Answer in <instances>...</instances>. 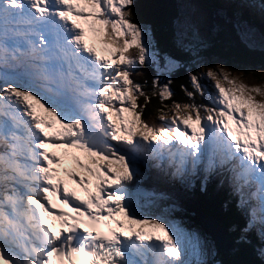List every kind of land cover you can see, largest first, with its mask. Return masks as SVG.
Listing matches in <instances>:
<instances>
[{
	"label": "snow or ice",
	"instance_id": "obj_1",
	"mask_svg": "<svg viewBox=\"0 0 264 264\" xmlns=\"http://www.w3.org/2000/svg\"><path fill=\"white\" fill-rule=\"evenodd\" d=\"M136 8L0 0V264H246L159 208L168 197L147 183L152 172L201 191L212 179L226 185L242 218L234 243L264 264V87L194 64L179 84L188 102L174 100L183 65L161 55ZM240 34L255 47L253 30ZM141 68L155 75L134 79Z\"/></svg>",
	"mask_w": 264,
	"mask_h": 264
},
{
	"label": "trees",
	"instance_id": "obj_2",
	"mask_svg": "<svg viewBox=\"0 0 264 264\" xmlns=\"http://www.w3.org/2000/svg\"><path fill=\"white\" fill-rule=\"evenodd\" d=\"M206 1L210 4L209 8L212 12L213 25H218L220 31L217 32V35L210 37L209 44L203 43L200 48L199 46H195L199 55H191L178 44V38H181L180 34L182 32L181 16L178 14L179 0H137V18L141 23L151 27L156 48L160 51L161 55H172L183 65V68L174 72L171 77L175 81L173 88L177 93L173 99L181 103L187 102L184 93L179 89L180 83H188V72H186L184 67L191 68V65L197 62L204 63L209 62L214 57H222L227 59L228 65H232L235 62L237 64L236 69H245L247 66L254 69H264V49L247 46L235 33V27L241 28L244 25L243 23H247V25L254 27L259 32L256 33L258 35L261 34L262 38H264V28L254 23L247 13L240 15L236 9L225 12L219 2L215 0ZM176 33L178 38H176ZM258 35L255 34L254 38L260 42ZM144 70L145 73L140 76L139 81L141 82L145 76L151 78L155 75L152 69L145 68ZM189 90H191V85H189ZM140 102H143L142 99ZM166 103L170 104L171 102L168 101ZM158 106L159 102L154 98L146 109L145 118L148 120L156 118L157 114L153 112V109ZM158 191L168 196L167 200L169 201L167 203L171 206L176 201L181 203V211L194 213L197 220L189 214H187V218L190 217L198 225L204 223L206 219H213L219 225L228 229L232 224L242 222L238 214L233 215L226 207L225 196L218 192L217 182L214 179L211 180V188L206 191L207 194L198 188L193 191H186L184 189L179 190V192L161 189ZM182 216L186 217L184 214ZM249 251L245 249L233 257H223L222 259L251 264L256 259L253 258V255Z\"/></svg>",
	"mask_w": 264,
	"mask_h": 264
},
{
	"label": "rangeland",
	"instance_id": "obj_3",
	"mask_svg": "<svg viewBox=\"0 0 264 264\" xmlns=\"http://www.w3.org/2000/svg\"><path fill=\"white\" fill-rule=\"evenodd\" d=\"M220 1L224 3V5L226 6L229 5L227 0H220ZM243 6H244V9H248L250 11L252 10L253 12L254 11L259 12V10H257V6L250 5L249 2H245ZM179 7L182 13L185 16H188L187 18L188 21H185L184 19L186 18L184 17L181 18L183 19V21H180L181 31H182L180 34V37L183 38L185 42H191L193 46H199L200 48L202 47L203 44L201 45L200 38L197 37L195 33V29L198 28L200 32V37L204 38V43L209 44L210 37L212 35H217L218 34L217 32L220 31L218 25L212 24L210 20L209 9L206 6H202L198 0H180ZM258 15L260 18L262 19L264 18V12H259ZM185 26L187 27V29L185 28ZM237 30L239 31V34L242 31H244L240 27L239 28L237 27ZM176 38H178V35L176 36ZM89 42L93 44L98 49V51H102L105 55H107V53L104 51L102 43L99 40H94L90 38ZM246 44L248 45V43ZM262 45L264 44L262 43ZM198 64H201L202 66H207V67H213L215 65H222L226 68H229L232 71L233 76L239 77L249 86L264 87V69L263 68L254 69V68L247 66L245 69H236L237 64L235 62L232 65H228L227 59L222 58V57H219V58L214 57L209 62H204V63L200 62ZM202 83L205 85L208 91H214V81L205 79L202 81ZM65 166L69 168L73 167V165L70 162H67Z\"/></svg>",
	"mask_w": 264,
	"mask_h": 264
},
{
	"label": "bare ground",
	"instance_id": "obj_4",
	"mask_svg": "<svg viewBox=\"0 0 264 264\" xmlns=\"http://www.w3.org/2000/svg\"><path fill=\"white\" fill-rule=\"evenodd\" d=\"M100 52H101L102 55H105L102 51H100ZM50 150H51V149H50ZM58 154H59V153H58ZM64 178H65L66 180H68L67 177H64ZM68 182L70 183L71 180H68ZM150 182H151L152 185H155V184H156L155 178H154V179H153V178L150 179ZM73 185H74L73 183H70V184H69V186H73ZM73 188L77 190V192H78L79 195H85V194L83 193V191L79 188V186H73ZM210 188H211V180L209 181V183H208L206 189L204 190V192L210 190ZM198 189L201 191L200 182H199V184H198Z\"/></svg>",
	"mask_w": 264,
	"mask_h": 264
},
{
	"label": "water",
	"instance_id": "obj_5",
	"mask_svg": "<svg viewBox=\"0 0 264 264\" xmlns=\"http://www.w3.org/2000/svg\"><path fill=\"white\" fill-rule=\"evenodd\" d=\"M205 228L207 229V230H206L207 233H209V234L212 236V230H213V229H211V228H209V227H207V226H205Z\"/></svg>",
	"mask_w": 264,
	"mask_h": 264
}]
</instances>
